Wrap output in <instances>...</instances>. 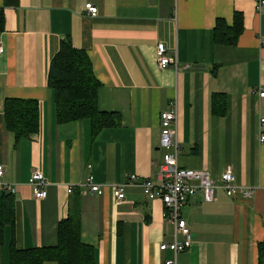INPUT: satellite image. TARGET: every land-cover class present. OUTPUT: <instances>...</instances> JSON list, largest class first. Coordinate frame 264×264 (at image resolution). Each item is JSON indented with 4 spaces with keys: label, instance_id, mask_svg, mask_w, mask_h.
<instances>
[{
    "label": "crops",
    "instance_id": "crops-1",
    "mask_svg": "<svg viewBox=\"0 0 264 264\" xmlns=\"http://www.w3.org/2000/svg\"><path fill=\"white\" fill-rule=\"evenodd\" d=\"M92 3L96 15L84 6ZM0 264L17 249L53 247L58 223L75 210L80 240L94 249L95 264H164L174 258L161 243L174 240L159 198L137 185L117 200L111 186L131 174L157 182L165 150L160 146V113L177 107V163L208 170L215 183L230 170L250 197H228L220 187L213 202L200 192L180 216L191 244L177 264H258L264 239V4L256 0H0ZM242 15V32L232 46L217 44L218 19L228 26ZM62 39L88 55L101 83L99 110L115 113L116 126L92 134L89 121L59 123L48 71ZM176 56L179 70L160 69L156 45ZM187 65V67H186ZM223 95L220 113L211 98ZM219 98V97H217ZM14 99L38 103V127L16 138L5 121ZM41 171L47 195L36 199L29 178ZM89 176L102 192L86 186ZM15 187L11 193L2 188ZM72 186V191L68 187ZM11 205V217L2 202ZM178 240L183 237L178 234ZM42 264H57L45 260Z\"/></svg>",
    "mask_w": 264,
    "mask_h": 264
},
{
    "label": "trees",
    "instance_id": "trees-1",
    "mask_svg": "<svg viewBox=\"0 0 264 264\" xmlns=\"http://www.w3.org/2000/svg\"><path fill=\"white\" fill-rule=\"evenodd\" d=\"M2 21L0 10V24ZM241 32L242 15L236 12L231 26L223 19L216 21L213 38L217 44L232 46ZM47 85L53 93L59 123L86 119L93 135L118 124L115 113L99 110L97 94L101 83L94 75L86 52L75 49L68 39L61 40L59 50L51 60ZM221 105H224L223 95L212 96L211 111L221 114ZM38 109V103L34 100L8 101L4 110L7 129L18 139L28 137L38 127ZM13 196V193L3 195L4 198ZM2 210L11 217L10 204L3 201ZM79 228L80 220L76 211L72 210L58 223V242L55 246L17 249L12 245L9 264H42L45 260L57 264H95L94 249L81 242ZM258 264H264V239L258 243Z\"/></svg>",
    "mask_w": 264,
    "mask_h": 264
},
{
    "label": "built area",
    "instance_id": "built-area-1",
    "mask_svg": "<svg viewBox=\"0 0 264 264\" xmlns=\"http://www.w3.org/2000/svg\"><path fill=\"white\" fill-rule=\"evenodd\" d=\"M264 4V0H256V6L259 8ZM85 11L90 15H96L98 8L92 3H87L84 6ZM264 45V36L262 37ZM3 45L0 40V57L3 54ZM156 63L160 69H165L169 66L179 70L176 56L170 57L166 54V46L163 42L156 45L155 50ZM187 67V65H186ZM259 99H264V83L255 90ZM260 124H264V118L260 120ZM160 146L165 150L162 155V162L159 165L157 182H153L147 178L136 183L137 175L131 174L127 180L119 185H112L114 196L117 200H122L125 197L124 189L128 185L137 184L144 195L148 198H159L164 207V215L168 221L174 226V240L170 243H161L160 251L170 250L174 254V258L166 260L164 264H177L176 255L186 249L191 244L190 230L186 222L181 218L180 212L182 207L187 202L188 198L196 192H200L203 200L206 202L215 201V194L218 187L222 188L225 194L234 198L237 194L243 197H250L253 193L252 189L241 188L235 184L234 176L230 170L223 173L221 177L222 184L218 186L208 170L205 169H184L179 167L177 157L179 153V141L177 138V107L176 103L169 104L168 109L160 113ZM260 141H264V132L260 135ZM3 173V167L0 165V177ZM1 184V182H0ZM29 184L33 188V195L36 199H43L47 195L46 186L47 180L41 171L35 170L29 178ZM86 186L93 193L100 194L102 192L100 185L93 182V177L89 176L86 180ZM2 188L15 192L16 188L8 184L2 185ZM72 186L68 187V191H72ZM180 234L183 240H178L177 235Z\"/></svg>",
    "mask_w": 264,
    "mask_h": 264
}]
</instances>
